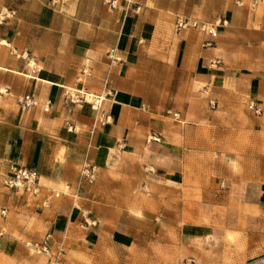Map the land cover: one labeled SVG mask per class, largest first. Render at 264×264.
I'll return each instance as SVG.
<instances>
[{
    "label": "crops",
    "instance_id": "1",
    "mask_svg": "<svg viewBox=\"0 0 264 264\" xmlns=\"http://www.w3.org/2000/svg\"><path fill=\"white\" fill-rule=\"evenodd\" d=\"M186 19L217 36L179 30ZM27 94L39 105L23 111ZM92 96L104 99L99 111ZM250 101L264 109V0H0V195L36 218L37 241L65 249V264H87L89 253V264H143L177 255L178 241L193 257L209 227L174 193L173 156L204 142L211 121L242 111L260 137L264 118ZM86 164L98 179L81 190ZM13 167L36 170L61 195L45 189L26 204L2 187ZM131 183L154 192L114 193ZM0 254L12 264L49 259Z\"/></svg>",
    "mask_w": 264,
    "mask_h": 264
},
{
    "label": "rangeland",
    "instance_id": "2",
    "mask_svg": "<svg viewBox=\"0 0 264 264\" xmlns=\"http://www.w3.org/2000/svg\"><path fill=\"white\" fill-rule=\"evenodd\" d=\"M239 116L235 120L211 121L206 128L204 142L199 137L198 144L173 156L178 162L177 169L173 170L178 174V183L173 185V191L185 204H193V215L190 214L189 219L209 227L207 237L195 240L197 252L193 257L186 256L185 249H180L181 242L178 241L177 255L157 252L156 255H146L143 264H264V162H260L264 155V132L260 137L253 136L249 118L243 111ZM254 128L264 130V119H258ZM86 165L96 170L93 181L84 175ZM86 165L80 171L78 185L81 190L93 186L98 179V168ZM135 175L138 176L137 171ZM7 180L2 187L17 194L21 200L27 198L26 204L40 196L45 189L54 198L61 195L45 187L41 177V192L38 195L12 190L7 186ZM146 185L134 186L131 183L112 187L116 189L114 193L121 191L125 195L129 191L130 196L154 192V186ZM65 188L70 190V186ZM3 211L6 213L3 214ZM31 216L22 209H13L1 193L0 240L6 241V249L0 246V252L7 251L18 261L46 255L49 258L46 264L56 260L65 264V249L52 251L46 236L37 241L36 218ZM90 219L89 212L83 213L86 224H93ZM182 223L184 218L178 224ZM9 241L11 248H7ZM45 243L47 252L35 247ZM89 255L86 257L87 264ZM0 264L12 262L0 254Z\"/></svg>",
    "mask_w": 264,
    "mask_h": 264
},
{
    "label": "built area",
    "instance_id": "3",
    "mask_svg": "<svg viewBox=\"0 0 264 264\" xmlns=\"http://www.w3.org/2000/svg\"><path fill=\"white\" fill-rule=\"evenodd\" d=\"M177 28L179 30L192 28L212 37L217 36L216 29L213 26L200 23L196 20H179L177 23ZM111 53H114V50H112ZM90 99L91 100L89 101V103L92 105V108L95 111H99L102 107V103L104 100L103 97L92 96L90 97ZM19 105L23 111H27L37 107L39 105V101L34 94H27L19 99ZM51 107L52 104L50 101H48L44 106V111L49 112L51 110ZM248 110L252 112L256 117L264 118V109L254 101H250L248 103ZM106 121L107 119L105 121H101L100 123L105 124ZM84 169V175H86V177L89 178L90 181H93L96 172L95 168H91L89 165H86ZM11 171L12 174L6 182L7 186L10 189L16 191L23 190L32 195H38L41 192L40 175L36 170L27 167H13ZM2 213L5 214L6 211H3ZM35 247L42 249L44 252L48 251L47 243H45L43 246H39V244H37L35 245ZM49 264H60V262L56 260L51 261Z\"/></svg>",
    "mask_w": 264,
    "mask_h": 264
}]
</instances>
